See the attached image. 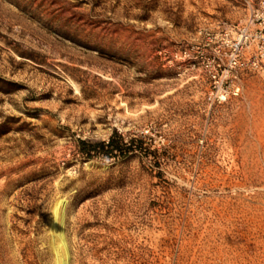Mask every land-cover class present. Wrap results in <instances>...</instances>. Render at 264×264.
<instances>
[{
	"label": "rangeland",
	"instance_id": "374dc122",
	"mask_svg": "<svg viewBox=\"0 0 264 264\" xmlns=\"http://www.w3.org/2000/svg\"><path fill=\"white\" fill-rule=\"evenodd\" d=\"M246 13L0 0V264H58L60 212L67 264H264V68L182 56Z\"/></svg>",
	"mask_w": 264,
	"mask_h": 264
},
{
	"label": "built area",
	"instance_id": "2783aa9c",
	"mask_svg": "<svg viewBox=\"0 0 264 264\" xmlns=\"http://www.w3.org/2000/svg\"><path fill=\"white\" fill-rule=\"evenodd\" d=\"M241 1L247 7V13L240 23L216 33L198 46L196 51L184 49L183 58L204 60V51L210 49L212 56L205 59L206 66L214 65L218 69L229 70L235 76L264 68V0ZM210 76L214 83L217 82L218 74L212 72ZM238 91L239 86H235L233 93L237 94ZM220 92H224L222 88ZM221 97L224 98V94Z\"/></svg>",
	"mask_w": 264,
	"mask_h": 264
},
{
	"label": "trees",
	"instance_id": "16d2710c",
	"mask_svg": "<svg viewBox=\"0 0 264 264\" xmlns=\"http://www.w3.org/2000/svg\"><path fill=\"white\" fill-rule=\"evenodd\" d=\"M137 141L138 145L134 146L132 142ZM143 141L141 139L131 140V142H124L120 137V141H116L114 136H111L108 142L92 143L86 140H80L81 152L87 158H93L95 155L108 156L112 154H121L124 157L130 152L143 148Z\"/></svg>",
	"mask_w": 264,
	"mask_h": 264
},
{
	"label": "bare ground",
	"instance_id": "6f19581e",
	"mask_svg": "<svg viewBox=\"0 0 264 264\" xmlns=\"http://www.w3.org/2000/svg\"><path fill=\"white\" fill-rule=\"evenodd\" d=\"M61 214V212H60ZM57 225V242H56V254H57V263L58 264H67V252H66V244L64 241L63 227H62V219L60 218ZM63 216V215H62Z\"/></svg>",
	"mask_w": 264,
	"mask_h": 264
}]
</instances>
